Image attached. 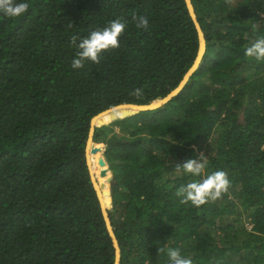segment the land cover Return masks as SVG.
<instances>
[{"label":"trees","instance_id":"obj_1","mask_svg":"<svg viewBox=\"0 0 264 264\" xmlns=\"http://www.w3.org/2000/svg\"><path fill=\"white\" fill-rule=\"evenodd\" d=\"M17 2L29 4L23 16L0 15V264H114L85 157L91 119L178 87L196 29L184 0ZM191 2L206 45L182 90L94 131L120 264H169L168 248L193 264H264V61L245 56L264 37V0ZM116 19L127 21L120 47L73 69L70 37ZM201 152V177L176 172ZM217 170L231 182L222 198L180 203L182 185Z\"/></svg>","mask_w":264,"mask_h":264},{"label":"clouds","instance_id":"obj_2","mask_svg":"<svg viewBox=\"0 0 264 264\" xmlns=\"http://www.w3.org/2000/svg\"><path fill=\"white\" fill-rule=\"evenodd\" d=\"M231 3V0H227ZM29 9L27 2H17V0H0V15L7 18H18L23 16ZM132 22L135 27L147 31L149 20L145 16H133ZM127 21L116 19L110 21L102 30H94L87 37L81 38L78 35L70 37L69 44L75 51V58L72 60L73 69H81L88 62L100 63L102 54L120 47V37L124 33ZM255 29V25H253ZM245 56L254 58L257 61H264V37L256 39L245 49ZM141 89L133 90L132 95L141 94ZM207 166V156L200 153L196 159H188L183 164H175L177 173L183 172L192 177H201L205 173ZM231 182L228 174L223 170L214 171L203 178L193 179L186 185H182L176 192L180 197L181 204H191L200 207L209 202H215L228 192ZM158 251H165L159 249ZM166 254L169 264H193L190 258L181 255V251L175 248H168Z\"/></svg>","mask_w":264,"mask_h":264},{"label":"water","instance_id":"obj_3","mask_svg":"<svg viewBox=\"0 0 264 264\" xmlns=\"http://www.w3.org/2000/svg\"><path fill=\"white\" fill-rule=\"evenodd\" d=\"M184 2L186 5L188 14H189V16H190V18L194 24L196 32H197V36H198V40H199V49H198V53H197L196 59L192 65V67L186 73V75L184 76L183 80L178 85V87H176L173 91H171L167 96H165L163 98H157L147 105L122 104V105H118V106L112 107L110 109L104 110L103 112L94 116L90 122L89 134H88V139H87L86 148H85L86 163H87V167H88V171H89L90 180H91L93 189L95 191L97 200H98L99 205H100L101 214H102L107 232H108V234L112 240V245L114 248V264H120L121 252H120L118 241H117L116 236H115L114 231H113V226H112L111 220H110L109 215H108V202H107L108 200H106L105 192L103 191L104 184L98 181V177L99 178H105L108 171L106 169L105 162L100 157L101 154L105 151L104 147L102 149L101 148H97V149L94 148V145H93L94 131H95V128L98 126L108 125L115 120L123 119L129 115H135V114H138L140 112L153 111V110H156V109L164 106L182 90V88L184 87V85L188 81L189 77L198 68V66L201 62V59L204 55V52H205L206 42H205L203 32H202L200 25L198 23V20H197V17H196L195 11H194V7L192 5L191 0H184ZM118 112H121L120 116H116V113H118ZM109 116L111 117V119L108 118ZM96 154H98L100 157L98 159V166L101 167V169L99 171V175L95 174L92 170V167H91L92 166L91 165L92 164L91 157L93 155H96ZM109 182H110V179L106 180V183L105 182L104 183L109 184Z\"/></svg>","mask_w":264,"mask_h":264},{"label":"rangeland","instance_id":"obj_4","mask_svg":"<svg viewBox=\"0 0 264 264\" xmlns=\"http://www.w3.org/2000/svg\"><path fill=\"white\" fill-rule=\"evenodd\" d=\"M100 157H101V156H100ZM243 219H245L246 221H248L247 219H249V218H247V217L245 218V217H244ZM246 223H247V222H246ZM246 228H247V230H250L251 226L249 225V226H247Z\"/></svg>","mask_w":264,"mask_h":264},{"label":"bare ground","instance_id":"obj_5","mask_svg":"<svg viewBox=\"0 0 264 264\" xmlns=\"http://www.w3.org/2000/svg\"><path fill=\"white\" fill-rule=\"evenodd\" d=\"M91 162H92V164H91L92 166L91 167H92V170H93V160H92V158H91ZM93 172H94V170H93Z\"/></svg>","mask_w":264,"mask_h":264}]
</instances>
